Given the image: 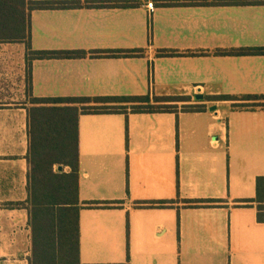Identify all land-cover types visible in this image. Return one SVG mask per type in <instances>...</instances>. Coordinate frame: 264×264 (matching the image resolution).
Segmentation results:
<instances>
[{
  "label": "crops",
  "instance_id": "crops-1",
  "mask_svg": "<svg viewBox=\"0 0 264 264\" xmlns=\"http://www.w3.org/2000/svg\"><path fill=\"white\" fill-rule=\"evenodd\" d=\"M136 1L33 10L30 43L33 50L145 49L144 56L34 59L28 77L25 44L0 42V264H29L31 255V97L148 92L211 105L200 112L79 114L80 264H264V179L256 198L264 110L204 101L264 94V55L155 56L158 49L262 47L264 5L152 0L149 13L148 0ZM93 201L110 203L83 204Z\"/></svg>",
  "mask_w": 264,
  "mask_h": 264
},
{
  "label": "trees",
  "instance_id": "trees-1",
  "mask_svg": "<svg viewBox=\"0 0 264 264\" xmlns=\"http://www.w3.org/2000/svg\"><path fill=\"white\" fill-rule=\"evenodd\" d=\"M160 5L228 4L264 5V0H159ZM136 0H0V42H23L26 47L28 77L31 61L48 58L136 57L145 49L115 51L33 50L31 48V12L37 9L133 7ZM264 55V46L246 48L178 51L158 49L155 56L180 55ZM28 91H30V78ZM28 108V200L32 231L29 264H80L78 199V116L82 113H154L176 111L200 112L206 104L188 95H144L85 98H33ZM236 100L233 106L264 110V94L206 96L204 101ZM61 166V170H54ZM69 171L64 172L63 168ZM257 197L259 199V181ZM258 209H263L262 200ZM110 202H83L97 206ZM109 264H128L109 263Z\"/></svg>",
  "mask_w": 264,
  "mask_h": 264
},
{
  "label": "built area",
  "instance_id": "built-area-1",
  "mask_svg": "<svg viewBox=\"0 0 264 264\" xmlns=\"http://www.w3.org/2000/svg\"><path fill=\"white\" fill-rule=\"evenodd\" d=\"M145 7H146V9L148 10V12L151 13V12L155 9L154 2H153L152 0H148V1L145 3Z\"/></svg>",
  "mask_w": 264,
  "mask_h": 264
},
{
  "label": "water",
  "instance_id": "water-1",
  "mask_svg": "<svg viewBox=\"0 0 264 264\" xmlns=\"http://www.w3.org/2000/svg\"><path fill=\"white\" fill-rule=\"evenodd\" d=\"M194 99L195 100H203L204 99V95L203 94H196L195 96H194ZM212 108H214V107H211V109ZM62 169V167L61 166H59L58 167V170H61Z\"/></svg>",
  "mask_w": 264,
  "mask_h": 264
},
{
  "label": "rangeland",
  "instance_id": "rangeland-1",
  "mask_svg": "<svg viewBox=\"0 0 264 264\" xmlns=\"http://www.w3.org/2000/svg\"><path fill=\"white\" fill-rule=\"evenodd\" d=\"M209 105H211V104H207V106H209ZM181 106V104H179V107ZM59 167V166H58ZM58 167L57 166H55L54 167V170H57L58 169ZM65 168V167H64ZM64 168H63V170H64Z\"/></svg>",
  "mask_w": 264,
  "mask_h": 264
}]
</instances>
